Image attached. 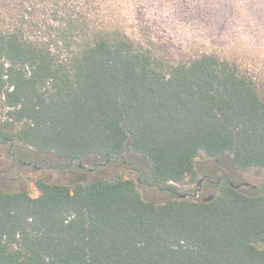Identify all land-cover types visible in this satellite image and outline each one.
I'll use <instances>...</instances> for the list:
<instances>
[{"label": "trees", "instance_id": "trees-1", "mask_svg": "<svg viewBox=\"0 0 264 264\" xmlns=\"http://www.w3.org/2000/svg\"><path fill=\"white\" fill-rule=\"evenodd\" d=\"M91 9L57 0L47 38L0 29V140L68 166L130 151L170 198L124 177L0 187V264H264V188L175 187L197 186L203 155L264 170V86L215 54L174 61Z\"/></svg>", "mask_w": 264, "mask_h": 264}, {"label": "rangeland", "instance_id": "rangeland-1", "mask_svg": "<svg viewBox=\"0 0 264 264\" xmlns=\"http://www.w3.org/2000/svg\"><path fill=\"white\" fill-rule=\"evenodd\" d=\"M75 1L98 13L100 24L119 26L174 61L215 54L236 62L261 88L264 86V0ZM56 4L57 0H0V29L23 26L28 36L47 38L58 22ZM197 168L204 189L196 192V185L178 184L175 187L179 194L195 199L210 198L217 193L211 184L219 178H230L235 185H242L240 190L245 193H251L254 187L264 188V170L240 171L230 155L219 159L203 155ZM101 177L132 179L146 201L164 202L170 198L151 184L148 161L130 151L114 161L91 157L68 166L53 154L16 144L0 145V187L9 192L26 190L35 197L38 195L35 181L40 178L72 184Z\"/></svg>", "mask_w": 264, "mask_h": 264}, {"label": "flooded vegetation", "instance_id": "flooded-vegetation-1", "mask_svg": "<svg viewBox=\"0 0 264 264\" xmlns=\"http://www.w3.org/2000/svg\"><path fill=\"white\" fill-rule=\"evenodd\" d=\"M0 145H11V146H14L15 144L10 143V142H6L5 143V142H3V141L0 140ZM18 163L22 164V161L21 160H18ZM24 164H27V163H24ZM27 165H32V163H28ZM214 172H217V170H215ZM219 179H221V178H219ZM226 179L230 180V178H226ZM200 182H201V184L198 183L197 184V187L200 188V190H203L204 189V182L202 180H200ZM215 184L216 183L214 182V183L211 184V186H216Z\"/></svg>", "mask_w": 264, "mask_h": 264}, {"label": "water", "instance_id": "water-1", "mask_svg": "<svg viewBox=\"0 0 264 264\" xmlns=\"http://www.w3.org/2000/svg\"><path fill=\"white\" fill-rule=\"evenodd\" d=\"M80 167H82V165L80 164ZM199 184H201V182H199ZM232 186L235 187L236 189H240L242 187V185H235L232 183ZM184 197H186V195H184ZM211 199V198H210Z\"/></svg>", "mask_w": 264, "mask_h": 264}]
</instances>
